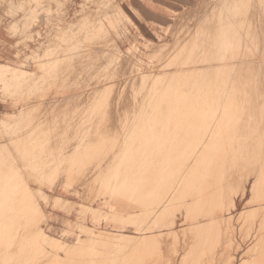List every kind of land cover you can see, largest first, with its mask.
<instances>
[{
	"label": "bare ground",
	"instance_id": "obj_1",
	"mask_svg": "<svg viewBox=\"0 0 264 264\" xmlns=\"http://www.w3.org/2000/svg\"><path fill=\"white\" fill-rule=\"evenodd\" d=\"M209 2L151 39L159 59L149 71L125 43L114 49L109 37L108 50L102 19H87L101 27L50 55L38 101L16 110L21 101L1 92L0 264H264V0ZM74 175L119 213H109L115 231L80 225L65 246L42 232L40 199L51 196L41 187L70 189Z\"/></svg>",
	"mask_w": 264,
	"mask_h": 264
},
{
	"label": "rangeland",
	"instance_id": "obj_2",
	"mask_svg": "<svg viewBox=\"0 0 264 264\" xmlns=\"http://www.w3.org/2000/svg\"><path fill=\"white\" fill-rule=\"evenodd\" d=\"M18 1L19 0H0V47L3 48V52L7 51L9 53L8 58L5 60V62L0 63V94H3L4 92H6L7 94L10 93L8 95H12V97L9 96L7 98L11 103L12 101L14 103L15 101L17 103V100L18 102L21 101L19 104H17L16 110H19L22 107L23 101L36 102L40 99V94L49 91L48 88L50 85L49 83H47L48 81L45 80L44 76H47L50 63L55 60L54 56L50 57L51 54L69 48L70 46H72L73 41H76L77 45L83 46L85 42H80L78 37L82 38L86 35H84L81 31L89 29L91 33H95L101 27V25L89 26V23L88 25L86 24V27H84V21H86L87 19H89L90 21L91 19L101 18L103 23L106 25L104 27L105 31H103L105 33L107 32V30H109V33H111L112 31V35L107 32L110 36H107L108 34L106 35L104 33V35L107 37V40L110 37L113 38L112 40L109 39L111 42L113 40L115 41V43L117 42L116 44H114L116 46H114V48L111 43V47L108 46L110 42L109 40H105V44H108V47H106L105 44L104 46L108 48V50L111 48L116 49L117 44L123 45L125 43V46L128 47L127 49H130L129 51L131 59L135 61L136 57L143 56L142 69L149 71L153 68V66L157 64V60L159 59L157 54H154V50H150V47L152 49L151 43L154 42H151V39L153 37L164 38L166 30L173 27L175 28V22L179 23V20L177 21V19L183 12H195L196 7V11L200 12L199 7H202L201 5L215 0H207V2L206 0H192L191 2H187L185 0H152L150 3L149 0H137L134 6L136 7L135 11L133 10V7L129 8V0H22L25 3L22 1ZM202 1L203 4H200V2ZM102 2H105V6L102 5L104 7L101 8L99 6ZM112 3L114 9L112 5H110ZM18 4L21 6H23L24 4L25 5L22 8L20 6L19 9ZM97 4L99 5L97 6ZM106 4H109V6L111 7ZM142 7L144 9H142ZM157 7L160 9V13H155ZM103 8H106V12H104L105 10ZM187 8H189L190 11H188L189 9ZM102 9L103 12L100 11ZM136 9L138 11H136ZM112 21L115 23L116 32L109 29L110 26L112 27ZM177 27H179V25ZM112 29L114 28L112 27ZM126 30L128 31V34L131 32L130 39L126 38L128 34H124L127 33ZM103 31H101V35L103 34ZM113 32L115 34L122 32V35H124V37L122 36L120 38L116 34L117 37L115 39V34ZM106 41L108 43H106ZM131 44L132 46L130 47L129 45ZM127 49H125V51ZM132 52L133 55L131 54ZM156 57H158V59L154 60V58L156 59ZM46 72L47 74L43 75ZM34 84L38 86L36 87L38 89H35L32 86ZM4 86H8V88L3 90ZM28 86H30L32 90L29 91L30 87L28 88ZM10 87L12 88L10 89ZM15 87H19V89H23L26 87V89H24L25 91H20ZM117 89L118 88H115V92ZM54 92H59V89H55ZM1 101L4 100L0 99V103ZM1 105L2 104H0V114L3 112V105ZM33 122L35 124H40L43 122V119L35 118L33 119ZM61 144L59 143V146L57 145L54 147L60 148ZM62 146L64 147L63 144ZM80 157L82 158V155H80ZM70 161H68L69 163H66L70 164L71 167ZM78 162L80 161H77V163ZM66 163L63 164L66 165ZM77 163H74V165L76 164L77 166H79L81 162L79 164ZM77 171L78 170H76V172ZM72 173L75 172L72 171ZM76 176L74 175V178L72 179H76ZM78 176L80 175L78 174ZM80 178L82 179V177ZM77 179L72 180V182L74 183L76 181L75 184H73L70 180V184H73L71 188H73L74 190L76 189V192H74V190H72L71 188L70 189L73 192H70L71 190L69 188L66 187V189L65 187H63V180L61 181L62 185H60L61 182H57V184V179L48 180V182L46 180V182L44 181L45 183H43V186L45 187H41L45 196H51V198H49L48 202L45 204L43 203V199H40L41 206L48 220V222L44 224V227L43 225H41L43 223L40 224L41 229H43L42 232L44 236H48L46 238L54 239V241L62 245H64L63 243H65V246H73V244L75 245L77 243L78 239L82 236V234H79L82 231V229L79 227L80 225L82 226V228L83 226L84 228H89L88 230H93L94 228L95 230L100 231H115L113 229L114 227H116L114 225V223L116 222L111 219L109 213L111 212L112 208H114L113 212L118 211L119 213V209L117 208L119 206L115 201L112 200V198L109 197V195H103L102 197L104 198H102V194L100 195L99 193H97L100 189L99 186L98 190L96 188L94 190L97 192H93V189L89 187L90 191H92L93 193L92 195V193H89L90 191L88 187L83 184L85 181L80 180L81 184L87 187L86 190L84 189L85 187L83 185H79L80 182ZM35 182L33 183L35 184ZM49 183L53 186H49ZM38 184L39 183L37 182L35 186H37ZM70 184L65 186H70ZM77 185L81 187H78ZM50 187H53V189ZM35 188L36 191L40 189L34 187V189ZM36 191L34 192L37 196L41 195ZM95 194H97L98 197ZM0 195H3V192L1 190ZM250 198L251 194L249 192L247 193L246 198L242 201L240 196L236 198V201L238 202L239 212L242 211V206L244 207L247 200H250ZM89 207L90 209L92 208V210H90ZM150 221L151 220L147 221L146 225L152 227L154 223H152V220L151 223L153 225H150ZM120 224L124 225V231L122 232L128 233L132 236L133 234H136V230H134L136 229V226L129 224V222H123ZM11 225H14V221H11ZM242 238H244V236H242ZM54 253H57L56 256L58 255L60 258H64L65 256L64 252L61 251L60 248H58V252ZM65 264L68 263L66 262ZM244 264L247 263L245 262Z\"/></svg>",
	"mask_w": 264,
	"mask_h": 264
},
{
	"label": "crops",
	"instance_id": "obj_3",
	"mask_svg": "<svg viewBox=\"0 0 264 264\" xmlns=\"http://www.w3.org/2000/svg\"><path fill=\"white\" fill-rule=\"evenodd\" d=\"M155 13H160V9L157 7ZM9 53L7 51L3 52V48L0 47V63H4L5 60L8 58Z\"/></svg>",
	"mask_w": 264,
	"mask_h": 264
}]
</instances>
